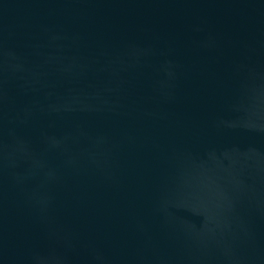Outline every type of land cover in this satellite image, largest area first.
I'll list each match as a JSON object with an SVG mask.
<instances>
[{"label": "water", "instance_id": "obj_1", "mask_svg": "<svg viewBox=\"0 0 264 264\" xmlns=\"http://www.w3.org/2000/svg\"><path fill=\"white\" fill-rule=\"evenodd\" d=\"M0 264H264V0H0Z\"/></svg>", "mask_w": 264, "mask_h": 264}]
</instances>
